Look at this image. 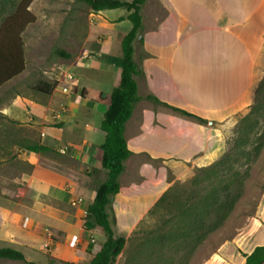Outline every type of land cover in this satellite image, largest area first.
<instances>
[{
	"label": "crops",
	"instance_id": "0c3cea01",
	"mask_svg": "<svg viewBox=\"0 0 264 264\" xmlns=\"http://www.w3.org/2000/svg\"><path fill=\"white\" fill-rule=\"evenodd\" d=\"M99 13L111 30L105 41L100 40L95 55L79 60L109 76L102 88L80 87L76 80L78 85L66 93L64 86L34 98L15 93L3 98L0 105V115L6 120L32 131L39 129L38 141L49 151L60 140L70 147L67 156H59L61 163L49 158L44 162L41 154L20 149L16 159L26 170L18 178L21 185L7 194L16 199L0 197V227L12 223L29 234L20 239L28 253L18 250L28 262L41 263L31 257L34 254L47 260L49 234H61L71 243L75 240L79 252L90 248L97 253L102 246L88 240L97 230L84 228L85 212L107 177L101 164L105 133L100 126L110 94L120 84V44L132 23L127 20L128 10L116 17ZM141 14L143 26L134 42V61L141 71L135 76L140 99L125 129L132 155L110 209L116 235L126 238L174 184L187 181L196 169L212 165L223 155L225 137L213 124L252 105L264 50V0H147ZM128 22L127 31L121 30ZM16 70V53L13 63L6 66L0 50V83ZM24 71L0 85V92ZM83 88L103 92L106 100H84L80 96ZM149 96L208 122L201 124L156 104ZM26 140L34 142V135ZM0 190L6 195L5 186ZM76 200L80 202L73 206ZM20 208L30 209L32 214L20 212ZM34 211L57 227L35 218ZM258 246H264V189L255 215L204 264H245L246 256Z\"/></svg>",
	"mask_w": 264,
	"mask_h": 264
},
{
	"label": "rangeland",
	"instance_id": "374dc122",
	"mask_svg": "<svg viewBox=\"0 0 264 264\" xmlns=\"http://www.w3.org/2000/svg\"><path fill=\"white\" fill-rule=\"evenodd\" d=\"M20 1L0 0V22ZM29 10L35 20L27 25L22 34L25 71L14 84L7 87L6 91L0 92V105L3 98L9 99L15 96V93H19L22 97L34 98L39 95L34 88L40 82L54 83L56 88L69 86L68 75L78 80L80 87L102 88L103 82L108 80L109 76L97 68L88 67L87 62L79 60L86 54L89 57L95 55L98 46L100 47V40L105 41L111 30L100 13L94 12L78 0H33ZM103 12L107 16L116 17L127 14V9ZM126 24L121 30L127 31V27L131 26L130 22ZM263 67L264 56L257 68L256 77L259 76V79L262 74L264 75ZM261 80L263 85L259 95L258 112L244 123L242 120V123L240 122L243 116H235L227 122L228 135L237 139L232 147L235 157L232 167L229 168L230 173L215 174L212 171L196 169L192 178L174 184L173 192L170 193L167 201L158 208L151 209L127 238L126 247L115 264H204L223 242L232 239L240 228L245 227L248 219L255 215L264 189V144L256 161L249 167L243 163L246 162L245 152L240 153V150L251 152L256 138L264 131V77ZM243 113L244 111L239 115ZM222 133L225 137L226 151L227 138L223 131ZM31 134L34 135V142L31 144H39L38 136L41 135L39 129L34 128L32 131L0 115V187L5 186L7 189L6 195H3L0 190V197L16 199V197L10 198L7 194H10V190L16 185H21L18 178L26 167L16 157L22 149L21 146L29 143L26 138ZM44 141L47 140L44 139ZM69 152L70 147L60 140L52 151L39 154L43 156L44 162L49 158L61 163L62 159L59 156H67ZM236 173L240 175H235ZM196 176H198L197 183L190 184ZM234 177L241 178L244 190L230 216L219 229L208 235L202 245L194 250L190 246L185 247L182 236L188 234L191 238L194 235L193 223L197 217L198 207H201L200 196H208L218 186L229 182L230 178ZM6 204L13 208L10 206L13 203L8 200ZM19 210L28 215L32 214L30 209L20 208ZM34 217H38L50 227H57L50 218L37 214L35 211ZM96 230L88 240L93 241L92 244L102 245L105 241L104 235L100 229ZM9 232L14 236H10ZM22 237H29L27 231H23L12 223L4 224L0 227V248H12L28 253L26 247L20 242ZM49 237L50 244L45 246L48 261L41 254L32 255L34 260L49 263L48 256H51L57 262L71 261L88 264L95 254V250L90 248L86 252H79V243L75 240L71 243L61 234H49ZM56 248L60 250L57 251ZM0 264L28 263L3 259L0 260Z\"/></svg>",
	"mask_w": 264,
	"mask_h": 264
},
{
	"label": "trees",
	"instance_id": "16d2710c",
	"mask_svg": "<svg viewBox=\"0 0 264 264\" xmlns=\"http://www.w3.org/2000/svg\"><path fill=\"white\" fill-rule=\"evenodd\" d=\"M80 3L86 5L94 12H101L105 10H116L125 8L130 14L127 20L132 23V29L123 36L120 44V58H121V80L120 84L115 87L109 97V106L101 123V130L105 133V141L101 146L102 149V167L107 171L106 180L99 185L96 190L93 202L89 205L86 211V218L84 221V228L86 230L100 229L104 235L105 241L100 250L95 253L89 260L88 264H115L118 257L123 253L127 238L116 235L113 229L114 219L111 218L110 209L112 199L120 192V177L125 171V163L131 157L132 152L129 150L125 138L126 123L133 115L136 103L140 97L138 95V86L135 76L141 71L134 61V42L143 26L142 8L147 0H78ZM33 0H21L14 6L11 13L6 15L0 22V50L5 54V65L9 66L14 61V54L16 53L17 70L10 74L0 85L11 77L17 75L25 70L26 61L24 54V42L22 34L27 25L35 20L32 16L29 7ZM62 54V52H60ZM64 55V54H63ZM66 56V55H65ZM264 56V50L260 57V63ZM264 70V67H263ZM262 70V73H263ZM264 75H261V79ZM256 77V85L254 89L253 103L246 108L242 115L241 112L235 114L231 118L243 116L240 122L244 123L249 120L253 114L257 113L259 107V95L261 93L263 82ZM56 88L55 84L47 82H40L35 86V91L38 93L49 95ZM77 87L74 89L76 90ZM80 96L88 102L103 103L106 98L104 93L90 88H83L80 91ZM156 104L163 105L172 109L179 114L194 118L201 124H207V120L190 114L187 111L171 107L153 96H149ZM264 108V107H263ZM242 111V112H243ZM229 120V119H228ZM227 121L214 122V126L221 129L227 138V148L223 155L212 165L205 168H198L200 171H212L215 174H229V168L233 165L235 155L232 153V147L236 143V138L229 136L226 130ZM14 122V121H12ZM241 122V123H242ZM246 144V143H245ZM264 144V131L259 134L255 140L254 148L251 152L240 150V153L245 155V165L249 167L254 163L258 157V153ZM21 148L25 151L34 153H43L50 150L49 147L42 144L26 143ZM244 149V148H242ZM223 170V171H221ZM228 170V171H226ZM228 172V173H227ZM236 173L235 175H237ZM240 174H238L239 176ZM226 182L218 186L208 196H200L201 207H198L197 217L194 220V235L190 238L188 234L182 236L184 238L183 245L194 250L196 247L202 245L207 239L208 235L219 229L227 218L232 213L235 205L242 197L244 184L240 177L230 178ZM198 176H196L190 184H196ZM173 187V186H172ZM172 187L159 199L153 207L158 208L165 203L173 192ZM152 208V210H154ZM150 212V211H149ZM152 212V211H151ZM48 264H79L71 261L57 262L53 257L48 256ZM22 261L28 264L24 254L12 248H0V260ZM245 264H264V246H258L254 251L246 256Z\"/></svg>",
	"mask_w": 264,
	"mask_h": 264
},
{
	"label": "built area",
	"instance_id": "2783aa9c",
	"mask_svg": "<svg viewBox=\"0 0 264 264\" xmlns=\"http://www.w3.org/2000/svg\"><path fill=\"white\" fill-rule=\"evenodd\" d=\"M84 57H85V59H89L90 58L89 55H87V54ZM67 78H68L67 82H68L69 86H64L63 87V92H65V93L68 92L69 90H71L76 85V80H74L72 75H68ZM79 202H80V200H76V201H74L72 203V205L76 206V205H78Z\"/></svg>",
	"mask_w": 264,
	"mask_h": 264
}]
</instances>
